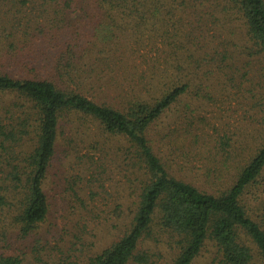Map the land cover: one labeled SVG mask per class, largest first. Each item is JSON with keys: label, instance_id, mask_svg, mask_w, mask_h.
I'll return each mask as SVG.
<instances>
[{"label": "trees", "instance_id": "obj_1", "mask_svg": "<svg viewBox=\"0 0 264 264\" xmlns=\"http://www.w3.org/2000/svg\"><path fill=\"white\" fill-rule=\"evenodd\" d=\"M235 95L245 143L199 110ZM151 133L200 157L207 186ZM60 138L80 171L60 178L78 218L56 237ZM106 147L121 179L101 209ZM161 248L166 264L204 249L208 264H264V0H0V264H157Z\"/></svg>", "mask_w": 264, "mask_h": 264}, {"label": "rangeland", "instance_id": "obj_2", "mask_svg": "<svg viewBox=\"0 0 264 264\" xmlns=\"http://www.w3.org/2000/svg\"><path fill=\"white\" fill-rule=\"evenodd\" d=\"M237 100V102L235 101ZM192 107H196V102L190 101ZM221 107L214 105L212 102L203 103L200 106V114L202 113L210 122L214 123L215 125L221 126L223 123L226 124V128L229 129L230 132L235 134L236 141H240L241 143H245L248 141V126H246V121L241 120L236 113H239L240 110V103L238 102V98L235 95L233 101L229 100L226 104H220ZM183 114V111H182ZM188 114V112L186 113ZM177 116L173 113L167 115L163 119L164 126L168 123H171L170 126L175 127L177 123ZM222 121V122H220ZM178 126V125H177ZM69 135L70 133L67 132ZM177 136V134H175ZM151 137L154 140V145L157 147L159 154L166 159L169 164L172 165L174 172L177 175L183 174L188 180L191 182L196 183L197 185H202L204 187L207 186V183L204 181L203 178V166L202 164L204 161L200 159V157L193 155L190 153L188 149H186V145H183L179 140L174 139L172 136L169 138L159 139V134L152 135ZM66 144V148H68ZM63 139L60 138L59 145L57 147V158L53 162L52 169H50V173L48 176V188H52L50 194L52 199H50V213L48 216V223L54 225L52 229V234H57L62 229V225L65 223L69 228H73L72 226L75 224L76 219L78 218L77 212L75 209L71 208V203L69 199L63 195V192L60 191V186H62L60 178L64 175H77L79 173V167L75 165L76 159L75 156L71 154L65 158L60 159L63 153ZM87 146V141L84 143H80V147L78 148V155H82L86 152L84 147ZM160 148V149H159ZM160 150V151H159ZM105 151L107 152L104 165L103 167H99L95 170L96 174L94 175L96 179H99L100 182L96 181V185L93 184V189L96 192H100L95 196L96 204L101 209H106L107 206L111 204V201L114 199L115 194L117 193L118 186L116 188L115 185H120L116 181L120 180L121 177L118 174V169H116V165L114 160L111 158L112 152L106 147ZM75 154V153H74ZM76 155V154H75ZM94 160L99 161V157L101 155L100 152H94ZM83 156V155H82ZM105 155H103L104 157ZM99 164V162H97ZM105 173H104V172ZM90 176V171L82 175V181L78 184L81 186L82 183L84 186L86 185V179ZM116 180V181H115ZM102 182L103 187L105 188L104 191L106 193H101L102 188L99 184ZM87 188V185H86ZM88 190V188H87ZM86 190V191H87ZM85 191V194L87 192ZM112 195V197H110ZM87 199V197H84ZM46 226H48L46 224ZM90 226L87 229L90 230ZM94 226V225H93ZM84 234H87L84 232ZM145 242H143V246H145ZM149 248V247H148ZM152 249V248H151ZM161 251L158 252L157 264H166L170 260L171 253L166 248H161ZM212 255V250L204 249L200 255L193 261L192 264H208L209 258Z\"/></svg>", "mask_w": 264, "mask_h": 264}]
</instances>
